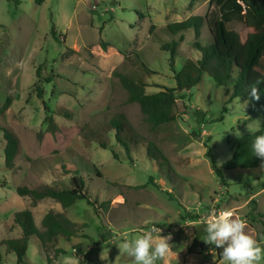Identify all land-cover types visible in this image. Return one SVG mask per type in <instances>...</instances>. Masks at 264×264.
Masks as SVG:
<instances>
[{
    "label": "rangeland",
    "instance_id": "obj_1",
    "mask_svg": "<svg viewBox=\"0 0 264 264\" xmlns=\"http://www.w3.org/2000/svg\"><path fill=\"white\" fill-rule=\"evenodd\" d=\"M192 16L203 18L201 35L184 33L173 60L176 70L196 55L195 41H212L211 27L221 18L213 0H0V107L11 99L0 114V264H18L2 242L21 237L14 215L25 209L40 229L47 212H62L78 225V234L59 242L65 253L50 252L53 262L39 239L30 237L21 264H133L116 244L152 227L155 235L171 237L167 257L157 264H225L204 241V218L221 211L243 218L246 231L264 245V158L257 168L225 171L224 185L207 155L210 149L220 167L243 135L262 128L264 110L256 100H230L225 87L204 74L178 100V118L154 129L140 105L128 101L120 79L137 74L148 93L175 87L170 53L157 40L165 37L166 25ZM228 26L245 41V23ZM65 108L72 118L58 114ZM121 116L138 137L132 157L113 132L104 133L103 125ZM3 127L20 141L13 170L5 166ZM149 141L168 165L148 157ZM64 165L78 168L97 211L85 199L64 208L51 198L34 203L17 193L20 185H68Z\"/></svg>",
    "mask_w": 264,
    "mask_h": 264
},
{
    "label": "trees",
    "instance_id": "obj_2",
    "mask_svg": "<svg viewBox=\"0 0 264 264\" xmlns=\"http://www.w3.org/2000/svg\"><path fill=\"white\" fill-rule=\"evenodd\" d=\"M44 0H37V3ZM221 11V18L216 20L211 27L212 41L203 45L198 40L194 42L193 48L196 55L188 58L181 69H175L174 58L179 53V47L185 39V32L193 29L197 38L201 35L203 18L192 16L184 21L173 22L165 26L163 33L165 37H159L160 49L170 53L171 65L175 71V87H167L158 92L148 93V84L137 76V74H120L123 86L128 92V101L138 103L144 114L146 121L152 128H158L167 125L178 118L176 111L177 102L184 96V92L198 85L204 74H208L219 85L225 87L229 94V99L240 97L248 98L251 86H256L259 92V99H255L258 106L264 110V0H213ZM238 20L245 23L248 33L245 41H242L240 35L229 28V23ZM52 34L56 38L55 26L52 27ZM143 73L148 68L140 60ZM47 82L53 81V78H47ZM260 81L259 83H257ZM40 97H43V88L36 85ZM11 99L8 98L3 106L0 107V114H3L10 106ZM58 114L63 117L72 118L73 112L68 109L59 110ZM51 129L56 128V121L53 116L46 118ZM104 133L113 132L116 141L125 148L129 157H132L133 146L139 143L137 134L125 119L112 118L103 125ZM3 138L6 141L4 149L5 166L13 170L15 159L19 152V138L11 130L3 127ZM264 133V125L261 129L243 135L237 142L232 157L224 162L220 167L218 160L214 157L210 149L207 151L211 159L212 167L219 177L220 181L228 184L225 171L231 169H252L257 168L262 163L263 158L256 157L251 144L256 135ZM103 147L107 143L99 139ZM147 155L151 160L165 163L168 165V158L165 156L159 146L149 141L146 144ZM64 173L70 175L69 184L57 187L50 184L41 185H20L17 187V193L20 196H29L34 203L43 199L51 198L60 203L64 208L71 207L78 199H85L97 211L95 202L90 198L86 188V181L78 168L74 170L67 169L64 165ZM153 182V178H150ZM185 219H187L185 217ZM14 223L21 228V237L10 238L2 243L10 251L17 255V263H24L27 257L29 238L36 236L40 241V247L46 255L49 262H53L50 252L58 257L66 250L60 248L59 242L62 239L71 241L78 234V225L72 222L64 213L53 210L47 212L42 219L40 229L36 223L33 213L29 209L21 210L15 213ZM204 247L207 244L201 243ZM220 258L221 250L215 248ZM2 254L0 252V262Z\"/></svg>",
    "mask_w": 264,
    "mask_h": 264
},
{
    "label": "clouds",
    "instance_id": "obj_3",
    "mask_svg": "<svg viewBox=\"0 0 264 264\" xmlns=\"http://www.w3.org/2000/svg\"><path fill=\"white\" fill-rule=\"evenodd\" d=\"M250 95L259 99L256 86H251ZM251 150L256 157L264 158V133L255 136ZM203 225L206 233L204 241L221 250L225 264H260L264 260V245L246 231L243 218L234 217L230 211H221L204 218ZM155 233L156 228L152 227L116 245L121 254L132 259L133 264H157L167 257L171 237Z\"/></svg>",
    "mask_w": 264,
    "mask_h": 264
}]
</instances>
